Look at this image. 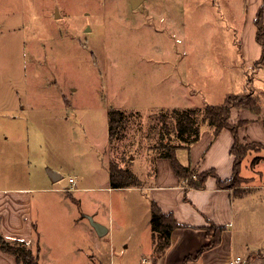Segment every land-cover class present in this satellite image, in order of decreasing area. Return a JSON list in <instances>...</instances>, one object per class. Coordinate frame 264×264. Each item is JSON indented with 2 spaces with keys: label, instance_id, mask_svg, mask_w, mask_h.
<instances>
[{
  "label": "rangeland",
  "instance_id": "rangeland-1",
  "mask_svg": "<svg viewBox=\"0 0 264 264\" xmlns=\"http://www.w3.org/2000/svg\"><path fill=\"white\" fill-rule=\"evenodd\" d=\"M262 3L144 0L135 8L130 0H0V130L18 123L0 133V174L49 168L62 176L51 185L82 189L76 198L44 192L45 206L35 215L45 263L142 260L148 190H109V163L134 170L135 159L157 153L161 113L201 110L233 93L263 106L262 121L241 126L243 135L263 143L240 137L250 149L233 188L247 197L239 223H248L256 245H264V63L257 64L262 46L255 24ZM21 103L25 112L10 109L21 117L12 120L8 107ZM113 106L125 111V123L111 141ZM256 115L235 108L232 120ZM84 210L112 230L89 237L75 221Z\"/></svg>",
  "mask_w": 264,
  "mask_h": 264
},
{
  "label": "crops",
  "instance_id": "crops-1",
  "mask_svg": "<svg viewBox=\"0 0 264 264\" xmlns=\"http://www.w3.org/2000/svg\"><path fill=\"white\" fill-rule=\"evenodd\" d=\"M29 106H32V102ZM10 109L20 110L21 114L25 112V106L22 103L19 107L9 106L6 115L11 116L12 120L15 121L21 117L15 115ZM262 118V114H257L249 119L250 121H262ZM31 123L29 122V125L23 123V125L29 129ZM9 125L10 128L16 129L18 123L9 122ZM242 127L239 128V133L243 141H259L243 135ZM10 128L2 124L0 133L9 132L12 130ZM201 134V138L192 143L189 149L185 147L177 149L180 161L184 165H189L193 172L201 173L208 169H215L220 178H231L235 171V156L231 152L235 142L233 133L224 128L218 136H215L213 130L207 127L202 129ZM21 136L20 134L17 138ZM1 141L0 147L5 142L2 143ZM133 166H135L134 171L142 181V185L115 188L110 182V174L109 184H107V188L112 191L117 189L129 192L148 190L144 194L148 198L147 211L149 214V228L145 230L142 239L145 257L131 264H228L230 259L239 255L245 259L246 264H264V245H256L258 241L256 234L254 231H250L248 223L244 224L243 220L239 223L240 216L245 209L243 208V201L247 198L245 193L238 192L236 194L233 187L220 186L218 178L213 175L207 178L205 188L189 187L188 180L181 179L175 171L171 159L159 157L157 153L146 154L142 158L135 159ZM61 177L60 172L49 168L45 173L40 171L31 172L28 175H16L12 172L0 174V231L10 242L17 239L25 241L32 251L38 254L41 264L47 263L44 260V246L40 240L39 223L35 212L39 215L45 206L44 192L55 194L66 192L69 196L75 197V192L82 190L75 186H71L73 187L72 190H66V188L71 187L60 188L51 185V182L54 183ZM74 181V178L71 177L70 182L74 183ZM89 189L93 190L94 188ZM153 201L164 211L172 212L181 223V226L175 228L172 233V244L158 258L154 251L155 241L153 226H151ZM148 202L150 203L149 208ZM69 206L70 209L73 208L70 203ZM81 213L80 216L76 213L75 221L83 224L89 237L103 236L112 230L113 227L105 221L98 220V213L89 210H84ZM91 216L95 217L96 220L94 221L108 227L105 234L100 235L90 223ZM211 223L225 226L220 234L221 241L198 254L203 247L208 246L212 241L208 232V226ZM239 245L244 246L246 251L238 250ZM75 247L78 251L83 250L81 245L75 244ZM0 264H19V261L15 253H11L0 246Z\"/></svg>",
  "mask_w": 264,
  "mask_h": 264
},
{
  "label": "trees",
  "instance_id": "trees-1",
  "mask_svg": "<svg viewBox=\"0 0 264 264\" xmlns=\"http://www.w3.org/2000/svg\"><path fill=\"white\" fill-rule=\"evenodd\" d=\"M255 24L257 27L256 40L262 46L261 59L257 64L264 63V0L261 7L257 11ZM251 110L258 115L263 110V106L258 102L257 98L246 93L228 94L219 104H207L204 109L189 107L168 110L161 113L160 121L162 122L160 129V139L158 145H155L158 156L170 158L175 171L181 179L188 180L189 187L205 188L207 178L211 175L218 178V183L223 187H233L237 180H240V166L241 162L246 157L250 146L247 143H242L240 139L239 128L250 122V119L241 118L237 121L232 120V113L234 109ZM125 111L118 107H111L109 111V137L111 141L117 138L122 126H124ZM204 124L208 125L215 133V136L220 134V131L227 128L233 133L235 142L232 146V154L235 156V171L231 178H220L215 169H208L201 173L193 172L189 165H184L178 158V148H190V145L201 138V131ZM177 136L179 142H174L173 138ZM258 157L253 162L256 163ZM110 182L113 187H131L142 185V181L130 168L121 167L116 162H110ZM196 175L194 176V174ZM151 211L152 219L151 226H153V238L155 241V254L157 258L172 244V233L175 228L181 226V223L176 219L172 212H166L155 202H152ZM225 226H218L214 223L208 226V232L212 239L208 246L203 247L198 254L208 247L220 243V234ZM0 246L15 253L19 264H41L38 254L34 253L32 249L22 240H14L12 242L6 240L0 231ZM192 258V257H190Z\"/></svg>",
  "mask_w": 264,
  "mask_h": 264
},
{
  "label": "water",
  "instance_id": "water-1",
  "mask_svg": "<svg viewBox=\"0 0 264 264\" xmlns=\"http://www.w3.org/2000/svg\"><path fill=\"white\" fill-rule=\"evenodd\" d=\"M130 1L132 2L133 6L136 8V7L140 6V4L144 0H130ZM53 178L55 179L54 175H53ZM91 221H92L94 228H96V230L98 231V233L100 235H103L108 231V227H106L104 224H101L100 222L94 221V219L92 217H91Z\"/></svg>",
  "mask_w": 264,
  "mask_h": 264
},
{
  "label": "built area",
  "instance_id": "built-area-1",
  "mask_svg": "<svg viewBox=\"0 0 264 264\" xmlns=\"http://www.w3.org/2000/svg\"><path fill=\"white\" fill-rule=\"evenodd\" d=\"M66 190H71V188H66ZM228 264H246L245 259L239 255L235 258L229 260Z\"/></svg>",
  "mask_w": 264,
  "mask_h": 264
}]
</instances>
